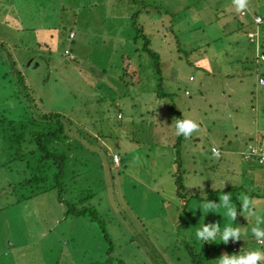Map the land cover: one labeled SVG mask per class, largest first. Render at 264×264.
I'll use <instances>...</instances> for the list:
<instances>
[{"label": "rangeland", "instance_id": "1", "mask_svg": "<svg viewBox=\"0 0 264 264\" xmlns=\"http://www.w3.org/2000/svg\"><path fill=\"white\" fill-rule=\"evenodd\" d=\"M247 1L237 11L233 0H0V114L23 121L54 112L72 120L80 176L78 192L65 197L94 193L86 204L98 209L108 232L89 216L69 215L56 190L21 186L27 161L15 159L16 151L0 141V264H194L188 246L205 251L194 229L203 220L223 222L221 212L207 214L194 205L204 196L218 203L224 185L229 190L223 193L237 203L233 224L245 233L241 245L245 251L255 247V217L240 215L236 197L251 194L264 214V165L212 149L225 146L223 131L246 138L254 114L264 130L258 115L264 99L252 93L257 75L235 71L242 49L254 47L247 40L250 27L239 22L241 12L264 17V0ZM140 25L161 56L162 77L143 50ZM259 40V33L251 38ZM248 66L264 73V61ZM234 74L244 78L235 88L243 95L240 115L227 109L231 101L224 95L228 83L236 84ZM160 83L175 89L181 113L199 124L178 149L158 139L162 122L172 124L175 116L170 121L147 113L155 108ZM235 123L242 131L234 132ZM113 149L125 157L121 168L107 161L118 154ZM177 178L186 200L178 195Z\"/></svg>", "mask_w": 264, "mask_h": 264}, {"label": "trees", "instance_id": "2", "mask_svg": "<svg viewBox=\"0 0 264 264\" xmlns=\"http://www.w3.org/2000/svg\"><path fill=\"white\" fill-rule=\"evenodd\" d=\"M248 3L249 1H247V4ZM144 8L146 11H150L149 10L150 7L147 4V2L144 3ZM242 12H245V15L243 16L241 15V17L239 18V22L242 24L244 30L247 29L246 26L250 27V29L247 32V40L250 41L252 44H254V47H249L247 50L248 53L242 49L244 55L241 59L238 60L237 63H235L236 65L235 70L244 71L245 72L244 74L245 76H243L244 78L247 77L248 75L247 72H249L250 75L256 74L259 84L264 86V84L260 83V80L264 78V73H260V70L258 71L256 70L257 71L256 73L254 72L253 68L248 66L249 63L251 62L254 63V61L256 63L258 62L260 63V61H264V59L262 58L264 56V52H263L264 50L262 51V49H264V17L260 15L257 11L251 12L250 16L248 15V11L244 10ZM247 16L249 17L246 19L245 17ZM258 16H260L263 19V22L260 24H257L255 20V17ZM139 31L141 32V34L139 35L141 36V38L143 37L145 41L143 50L147 51L151 57L155 58V65H154L155 71L157 74H160L162 77L163 71H162L161 56L156 51H153L150 48L151 39L147 37L148 35L145 32L144 26L140 25ZM250 33H259L260 36L259 45L256 43V41L253 42L251 41V38L249 37ZM249 50H252L254 52L253 53L254 56L249 54ZM229 64H233V63L229 62ZM206 71L209 72L207 73L208 76H212L214 74L213 71L209 69H207ZM219 73L220 75L221 74L225 75V72L222 71V68L220 69ZM232 76L238 77L236 74ZM233 77H230L231 78L230 80H235V81L238 80V78H233ZM244 78L241 77L242 80H244ZM235 86L236 85H234L233 83L231 84L228 83V89L226 90H229L230 92L232 89L235 88ZM156 90L158 96L163 99L167 111L169 110L172 113V115L175 116V118L181 117L182 113L180 111L179 106L176 103V98L178 97V95L175 92H168V89L164 88L162 83L158 85ZM200 91L201 94L204 95L205 92L203 90ZM229 101H231V104L227 107V109H229V111L234 114L236 113L235 105H237L239 100L236 101L235 95L233 93V96ZM237 106L242 107V105H237ZM241 110L242 109L237 108L238 113H240ZM147 113L154 114L152 110L147 111ZM261 114L264 116V111H261ZM261 114L259 113L258 115ZM254 115L255 116L253 117V120L257 121L258 116L256 114ZM260 121L258 122L259 124L258 127L260 131L258 132L257 136H252L249 142L258 141L256 144L255 143H251V144L264 148V130H262L261 128L262 126L260 125ZM71 126H74L72 120L66 118L62 113H54V112L42 113L37 116H32L23 121H13L7 118L6 116L0 114V141H2L3 145L5 144L6 149L16 151L15 159L27 161L29 168V175L25 181L21 182V186H25V187L30 186L32 188L36 186L38 192H48V191L56 190L58 192L59 201L62 203H66L68 205L67 213L69 215L89 216L92 221H99L100 224L102 225L101 227H103L106 233H108L106 230L107 227L105 224H103L104 221L101 219L98 209L95 206L86 204V202L94 196V193H91L89 190H82L81 193H83L84 195L80 200H69L71 198L67 199L65 197L66 194H69L70 196L73 197V195H75V193L78 192L77 191L78 189L75 186V180L77 177L80 176L75 168L80 157H77V154L74 151V148H76L75 145L79 143V140L77 138L76 139L77 142L76 141L75 143L72 142V139L75 137V135H72L69 132L71 131L69 129L71 128ZM233 130L234 132L236 130L234 126H233ZM224 133L229 135V133L223 131L221 133V137L222 134ZM84 136H86V134H84ZM175 138H177V143L175 144L174 148L178 149L183 145L182 142L183 139L185 138L183 136L178 137L176 135ZM244 157H246V154H244ZM122 158H124V156H122ZM107 159H108L107 161H109L110 164L111 162L112 163L114 162V158L112 154H109V157H107ZM246 160L249 162L253 160V162H258L260 165H264V162L263 163L260 162L259 158L256 157H249ZM105 162L106 161H104V163ZM176 162L178 163V160ZM263 173L264 171L262 172V174ZM176 184H177L179 197L182 199V201L186 200L187 197L185 196L184 193L185 185L181 182L179 178H177ZM232 188L238 190V188H244V187L243 186L237 188L230 187V189ZM226 190H229V188H225L223 192H225ZM33 193L34 194L32 196L37 195L36 190H34ZM262 198H264V196ZM249 238L252 237H248L246 242L250 241ZM253 240L252 241L255 245L253 250L260 249L261 251H264V242L260 243L257 242L255 239ZM203 245L205 247L204 248L205 251H200L198 250L197 247H194L192 245L188 246V250L194 264H215L214 262L215 257L224 255L222 252L223 250L226 251L225 254L227 255H233V254L238 255L240 252L241 254H243L244 251L246 250V248L242 247L241 240L237 241L233 239H230L227 244L221 246L217 245V243L209 244L207 242ZM234 249L237 250L239 249L240 252H236ZM260 264H262V261L260 262Z\"/></svg>", "mask_w": 264, "mask_h": 264}, {"label": "clouds", "instance_id": "3", "mask_svg": "<svg viewBox=\"0 0 264 264\" xmlns=\"http://www.w3.org/2000/svg\"><path fill=\"white\" fill-rule=\"evenodd\" d=\"M233 3L237 11H241L247 6V0H233ZM174 125L176 136H183L186 139L191 138L194 133L199 131V124L195 120L185 117L184 114L174 119ZM223 189H220L221 195H219L218 203L211 202L204 196L198 205H194L195 210L200 209L207 214L219 211L222 213L221 217L223 218L222 224L216 222L206 225L203 220V223L194 229L195 240L199 244L206 242L209 244H219L221 242L227 244L230 239L244 240L245 233L242 232L241 227L237 223L233 224L238 214L237 203L233 201V195L230 192L224 194ZM236 200L242 205L240 215L245 218L255 217L256 224L251 228V236L257 242L264 241V227H262L264 225V214H261L256 203L247 193L242 192L238 198L236 197ZM193 214H195V211ZM261 261H264V251L249 249L243 254L221 255L217 259V264H260Z\"/></svg>", "mask_w": 264, "mask_h": 264}, {"label": "crops", "instance_id": "4", "mask_svg": "<svg viewBox=\"0 0 264 264\" xmlns=\"http://www.w3.org/2000/svg\"><path fill=\"white\" fill-rule=\"evenodd\" d=\"M235 71H237V70H235ZM236 78H238V80L236 81V84H235L236 86H237L238 82L244 83L243 80L241 79V77H240V79H239V76ZM258 85H259V87H257L255 89V91H252V93L256 94L257 92H259L260 96H263V99H264V92H262V88H264V86L260 85L259 82H258ZM236 86H235V88H236ZM235 88L232 89L230 92L227 91L226 93H224V95H226V94L228 95L229 100L232 98L233 93L235 96H237L236 101L242 99V97H243L242 93L235 90ZM168 92H175V89L173 87H171L170 89H168ZM156 94H157L156 96H157L158 100L155 102L154 110H152L154 112V115L155 114L157 116L160 115L163 119L168 118V120L172 121L174 116L172 115V113L169 110L167 111V109L165 108V103H164L163 99L158 96L157 92H156ZM186 94H188V96H191V93L189 90L186 91ZM152 97H153V94H152ZM237 105H241V103L238 101ZM237 105H235V107H236L235 108V110H236L235 114L240 115L241 112L238 113L237 108L242 109V107L237 106ZM190 111H191V108L189 107L188 112H190ZM120 115H121V113H120ZM169 117L172 119H169ZM258 122L259 121L257 120L256 124L253 125V130H249L246 133L247 137L244 139H242L243 138L242 135L240 136V135L235 134V136L229 137V135L226 133L222 134L221 141L225 143V146L213 144L212 149L214 150V148H216L217 150L220 151L219 153H215V154L219 155L223 152V154L225 153L226 156H228V155H231V157L242 156L243 160H246L247 158L244 157V154H246L245 152L249 149L250 145H252L251 144L252 142H248V141L250 140V138L252 136H257L258 132L260 131V129L258 127V125H259ZM242 126L243 125L240 123L234 124V128L238 131H240V130L242 131ZM209 132L211 133V130H209ZM158 134H159L158 139L161 140V142H163L165 140L166 142L171 143V147L174 148L175 144L177 143V138H175L176 134H175V126H174L173 122H172V124L169 121L162 122L160 130H158ZM241 141L243 142V144H240ZM112 152H116L121 156V162H120V164H116L115 162H113V163L111 162L112 163L111 165H114L115 168L123 167V165H124L123 163H125V157L122 158L123 154L120 153L119 151L115 150V149H113ZM236 162H238V159ZM247 162H249V161H247ZM251 162H253V160L250 161L249 163L251 164ZM260 173H262V172L260 171ZM0 251H1V249H0Z\"/></svg>", "mask_w": 264, "mask_h": 264}, {"label": "built area", "instance_id": "5", "mask_svg": "<svg viewBox=\"0 0 264 264\" xmlns=\"http://www.w3.org/2000/svg\"><path fill=\"white\" fill-rule=\"evenodd\" d=\"M242 14L245 15V12H242ZM255 20H256L257 24H260L263 22V19L260 16L255 17ZM255 35H256V33H250L249 36H252L251 38H253V36H255ZM71 37L72 38L74 37V33L71 34ZM262 58L264 59V56ZM260 83L264 84V78H262L260 80ZM214 150L216 153L220 152L216 148H214ZM249 157L259 158V161L263 163L264 162V148L258 147L256 145H250L249 149L246 152V158H249ZM114 160H115L116 164H119L121 162V157L118 154H116ZM260 243H263V241H260Z\"/></svg>", "mask_w": 264, "mask_h": 264}]
</instances>
